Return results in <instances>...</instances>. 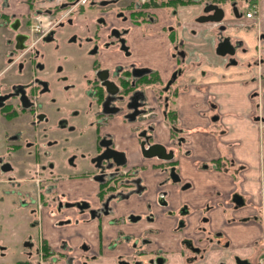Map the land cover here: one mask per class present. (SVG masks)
<instances>
[{"label":"flooded vegetation","instance_id":"1","mask_svg":"<svg viewBox=\"0 0 264 264\" xmlns=\"http://www.w3.org/2000/svg\"><path fill=\"white\" fill-rule=\"evenodd\" d=\"M236 68L247 163L211 91ZM3 204L0 264H264V0H0Z\"/></svg>","mask_w":264,"mask_h":264},{"label":"crops","instance_id":"2","mask_svg":"<svg viewBox=\"0 0 264 264\" xmlns=\"http://www.w3.org/2000/svg\"><path fill=\"white\" fill-rule=\"evenodd\" d=\"M245 20V17H244ZM242 40L245 39V34H241ZM217 62L219 65L224 64V61L217 59ZM240 73H236L239 72ZM234 74L233 76L231 73H225V71L222 69L216 70L214 75L211 78V91L216 94V99L214 100L215 103L219 106H226L227 110L231 113L230 116L231 119L228 121V124L230 125L229 127L231 128V131H228L226 133V139L229 140V143H232L236 146L232 147V152L234 153V156L243 163H247V157L251 155L250 150H260L259 147V141L261 140L259 131L257 126L251 124V121L249 117L247 118V112L245 113L246 109V103L247 102L245 96H246V91H245V77L242 68H236L232 70ZM230 76L232 78H230ZM193 99L191 97H188L186 101L191 102ZM202 110V108H200ZM191 110H189L188 115H190ZM187 115V116H188ZM199 124L201 127L207 123L206 119H197L193 120L192 124ZM229 128V129H230ZM202 136H205V133H201ZM215 137H211L214 139ZM255 144V145H254ZM223 147V146H222ZM208 148V147H207ZM208 149H211L210 147ZM226 149V148H225ZM214 150H212L211 157H219L220 155H214ZM255 154L258 155V152L255 151ZM234 168H229V171L226 172V175L224 177L226 178H231L230 175H232V171ZM245 173V178H246V183H245V189H251L250 185L248 184L249 182V177L246 176L249 174V172H244ZM256 185L254 184L253 187ZM245 208L240 210V216H245ZM47 235L45 236L46 241L51 244V245H56L57 242H59L60 238H67V234L63 233L61 236L54 237L52 233H46ZM85 234V233H84ZM245 235V234H243ZM95 238V237H94ZM244 238V237H243ZM89 240L92 242L91 237H89ZM94 241V240H93ZM245 244V240L243 242ZM112 259L103 261L102 259L98 261V264H113ZM60 264H66L65 261H60Z\"/></svg>","mask_w":264,"mask_h":264},{"label":"rangeland","instance_id":"3","mask_svg":"<svg viewBox=\"0 0 264 264\" xmlns=\"http://www.w3.org/2000/svg\"><path fill=\"white\" fill-rule=\"evenodd\" d=\"M61 155H63V159H61ZM70 157V155L68 154V155H65V154H58V162H60L61 160H64V162L68 159ZM72 170H70V169H66V170H64L63 172H58L57 174H56V176H62L64 179L65 178H70L72 175L73 176H79V178H83V177H80L82 174H83V172H71ZM23 200H19V206L17 207V209H20V210H22V211H24V210H26V209H28V208H30V206H23ZM10 203L12 204V206H14L15 208H16V206H15V204L13 203V201H11L10 200ZM9 204V202H7L6 203V206ZM1 206V208H4L5 207V204H3V205H0ZM4 209H0V214L2 215L3 213H4V211H3ZM18 211V213H19V210H17ZM20 213H22V212H20ZM33 234V236L34 237H37V239H38V234H37V229H36V231L35 232H29V231H27L26 232V235H24V238H26V237H29L31 234ZM9 236H10V234H9ZM14 242H15V244L13 243V244H11V253H10V257L9 256H7V258L9 259V262L11 261V262H16L17 260H21V259H23V256L22 255H20L21 253L20 252H22L24 249V245H23V243H21V241L19 240V239H17L16 240V238L13 240ZM18 242V243H17Z\"/></svg>","mask_w":264,"mask_h":264},{"label":"water","instance_id":"4","mask_svg":"<svg viewBox=\"0 0 264 264\" xmlns=\"http://www.w3.org/2000/svg\"><path fill=\"white\" fill-rule=\"evenodd\" d=\"M215 8H217V7H215ZM217 12L222 13V10L217 9L216 13H217ZM221 20H222V17L219 16V17L215 18V19L212 20V21H214V22H220ZM227 40H229V39H226L225 42H226V44H229ZM229 45H231V44H229ZM220 46H221V45H220ZM231 47H233V46L231 45ZM219 48H220V47H219ZM218 53L221 54V55H225V54H226V52H224V51H223V52H220L219 50H218Z\"/></svg>","mask_w":264,"mask_h":264},{"label":"built area","instance_id":"5","mask_svg":"<svg viewBox=\"0 0 264 264\" xmlns=\"http://www.w3.org/2000/svg\"><path fill=\"white\" fill-rule=\"evenodd\" d=\"M246 15H247L246 17H248V19H250L252 17L251 13L246 14Z\"/></svg>","mask_w":264,"mask_h":264}]
</instances>
